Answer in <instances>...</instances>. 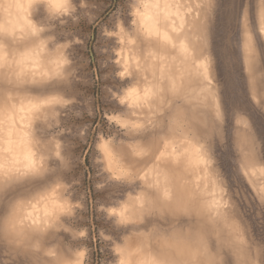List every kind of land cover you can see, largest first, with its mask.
Returning a JSON list of instances; mask_svg holds the SVG:
<instances>
[{
	"label": "rangeland",
	"instance_id": "374dc122",
	"mask_svg": "<svg viewBox=\"0 0 264 264\" xmlns=\"http://www.w3.org/2000/svg\"><path fill=\"white\" fill-rule=\"evenodd\" d=\"M40 4L41 0H0V84L5 76L12 81L0 86V164L5 170H23L25 158L31 155L38 170L32 181L38 186L41 176L57 171L53 162L58 163L56 179L63 194L58 203L68 215L60 210L45 215L46 209L55 206L34 192L23 197L17 210L18 230L26 238L35 230L44 253L80 264H116L120 241L114 233L126 236L125 229L152 234L144 251L131 257L133 264L152 259L154 237H172L169 244L184 246L189 242L187 234L197 232L210 246L233 242L232 249L221 247L222 264L228 259L240 264L235 252L240 241L249 250L247 259L260 264L264 166L245 167L233 155L234 146L229 147L246 122L256 140L257 157L264 152L259 57L253 87H247L244 64L236 65L234 83L226 81V56L240 10L228 2L205 10L199 7L200 0H159V6L156 0H71L67 12L45 8L42 14ZM138 12L152 17L149 25L159 20L156 29L173 37L177 47L167 45L162 37L157 44H141L138 39L129 43L134 29L143 31L137 23L142 19ZM243 12L249 17L256 12L259 21L258 8L246 3ZM33 26L49 34L33 37ZM5 33L14 37L11 51ZM29 49L34 51L17 65L13 54L20 59ZM56 59L62 62L59 68L51 63ZM21 70L26 76L18 88L16 73ZM134 70L146 78V87L157 78L164 79L172 89L165 94V103L169 110L182 113V119L166 130L153 129L157 135L152 146L145 149V156L135 158L139 161L135 168H128L116 152L105 158L99 143H137L109 119L119 114L112 109L124 107L119 104L126 90L123 85L127 73ZM49 86L50 95H57L62 103L37 112L32 103L40 97L32 90ZM133 119L158 123L160 117L142 109ZM213 122L221 134L201 136V129ZM121 168L129 172L128 184L111 179ZM138 182L140 187L134 191H122ZM149 185V191L168 192L172 198L146 202L141 211L130 208L126 216L140 220L134 225L119 223L113 210L119 213L122 205L133 202L130 198L142 195ZM26 244L27 240L25 244L0 243V264H27L34 249ZM197 247L192 244L184 259L199 258ZM53 259L44 255L42 264Z\"/></svg>",
	"mask_w": 264,
	"mask_h": 264
},
{
	"label": "snow or ice",
	"instance_id": "6c2138e0",
	"mask_svg": "<svg viewBox=\"0 0 264 264\" xmlns=\"http://www.w3.org/2000/svg\"><path fill=\"white\" fill-rule=\"evenodd\" d=\"M71 0H42L40 4L41 13L45 8L49 12H66V9L62 11L63 6L68 5ZM225 2L231 4V6L238 8L240 11L237 12L235 20V28L233 29L232 35V47L228 50L226 61L227 66L225 68L226 81L229 83L235 82L236 72L235 68L238 64L247 65L248 76L246 78L247 87L251 88L257 82L256 75V65L257 59H260V69L258 82L261 91V100L258 105L260 111L264 113V0H200V5L202 9H207L209 6H215L217 8L222 7ZM248 4L250 7L258 8L257 13L253 12L252 16L246 12H243L244 5ZM146 6V5H145ZM156 6H159V0H156ZM138 15L142 17L138 20L143 31L140 29H134L131 36L134 39H129V43H135L138 39L141 44H157L158 40L162 37L163 41L170 45L172 48H176L177 44L174 42V38L169 36L167 32L161 34L159 30L156 29L155 24L159 23V20L154 21L152 25H149V21L152 17L148 16L146 13L138 12ZM50 19V17H49ZM204 25L201 24V30H203ZM173 31L178 32L177 29ZM31 33L33 37H40L42 34L47 35L49 33H44L43 29L32 27ZM5 43L8 45L9 50L15 47L14 37L5 33ZM33 44L36 43L35 40L32 41ZM181 47H183V41H180ZM37 47L40 45L37 44ZM34 51V49H29L20 54L21 58L16 59L15 54H13V60L17 65L23 64L24 58L28 57L29 52ZM55 51V48H53ZM7 63V62H6ZM55 64L57 68L60 67L61 61L56 59L51 61ZM53 75L60 77L59 72H53ZM123 75V74H122ZM26 73L21 70L16 73L15 84L19 88L20 85L24 83V77ZM128 79L123 85L125 87V92L122 98L119 100V104L123 105V108H114V112L119 113L109 117L116 125H119L120 129L127 130L129 134L137 141L133 145L124 146L119 143L113 144L111 140H101L99 143V150L105 156V158H111L113 153L119 154L120 158L126 162L128 168H135L139 161L135 159L136 157H143L146 155V148H149L153 144L154 137L157 135L153 129L159 127L161 131L169 128L170 125L178 123L182 119V113L179 111L169 110L168 105L165 103L167 97L166 93L171 92L172 89L165 84L164 79L157 78V82L149 86H145L146 78L140 77L138 70L130 71L127 73ZM9 81L7 76H5L2 87H7ZM38 94L39 99L35 103H32V108L39 112L41 109L48 110L53 105H58L62 103V100L57 95H50L52 91L51 86L45 88L34 89ZM163 106V107H161ZM148 109L149 114H154L160 117L158 123H154L152 120H148L144 123L137 122L133 119L137 115V110ZM155 109V112H153ZM244 127L238 130L232 143L229 145L230 149L234 146L235 158L242 161L245 167L255 166L256 163L264 166V152H262L257 157L256 153V140L248 128L246 122ZM221 130L218 125L213 122L212 124L205 125L201 129V136H219ZM106 135L111 136L112 133L108 132ZM264 139V138H262ZM53 155L58 156L54 149H50ZM28 162L24 164L23 170L15 169L5 170V166L0 164V243H7L9 240L25 244L27 240V247L34 249V251L29 256L27 264H42V257L44 255L54 257L53 260L49 261L48 264H80L78 260H63L55 256V253L47 252L44 253L42 249V241L38 234L35 233L31 237H25L21 230H18L16 222L17 210L24 203L23 197L25 195H32L36 193L39 195L41 200L51 202L55 207L51 210H45V215H50L52 212L60 210L63 215L67 216V210L63 209L58 203L62 199L63 194L59 191L60 185L57 182V176L59 175L58 169L60 165L55 161L54 166L57 171H49L48 174L41 176L38 186L32 181V178L38 174L35 163L31 159V155L25 158ZM129 172L127 169L121 168L119 174L113 175L111 179L116 182H121V184H128ZM138 181L141 179L136 178ZM140 183H136L134 187H122V191H134L135 188H139ZM149 185L142 190V195L130 198V203H125L121 206L119 213L113 210V215H119V223L124 225L136 224L140 217L136 219H131L126 216L130 208H136L137 211L144 209L145 203L155 204L159 201L170 200L171 194L164 192L163 195L156 191H149ZM10 204H13V210L9 211ZM150 214V213H148ZM185 215H189L185 213ZM129 234L126 236H121L120 233H114L116 239L120 241L117 252L120 253L119 259L116 264H133L131 260L132 256L142 253L148 245L146 240L151 233L145 234L136 229H125ZM203 231V229H201ZM82 235V234H81ZM172 237L156 236L153 239V243H156L154 248V255L152 259L145 262L139 260L136 264H222L218 259L220 255L221 247L232 249L233 242L229 241L221 246H217L216 242H212L211 246L207 241L203 239L200 232L196 234H187V242L184 246L179 244H169L168 240ZM192 244H196L197 256L193 255L191 260L184 259L186 254H190L188 250L191 248ZM248 249L243 246V241H240L235 249L236 254L240 257V264H253L252 261L247 259ZM27 255V254H26ZM82 255V254H81ZM123 257V259H122ZM223 264H235L232 259H228L223 262ZM260 264H264V246L261 248V261Z\"/></svg>",
	"mask_w": 264,
	"mask_h": 264
},
{
	"label": "clouds",
	"instance_id": "9594fccd",
	"mask_svg": "<svg viewBox=\"0 0 264 264\" xmlns=\"http://www.w3.org/2000/svg\"><path fill=\"white\" fill-rule=\"evenodd\" d=\"M41 2H42V0H41ZM70 4H71V2L68 5L63 6V8L61 10L64 11L66 9V12L69 11L70 10ZM118 247H119V245H117V248ZM117 254L120 255L119 252H117ZM122 259H123V257H122ZM125 264H127V260L125 261Z\"/></svg>",
	"mask_w": 264,
	"mask_h": 264
}]
</instances>
